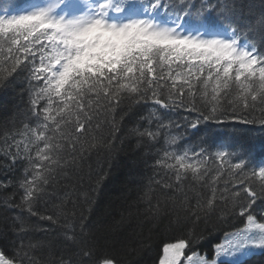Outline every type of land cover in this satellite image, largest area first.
<instances>
[{
	"label": "snow or ice",
	"instance_id": "6c2138e0",
	"mask_svg": "<svg viewBox=\"0 0 264 264\" xmlns=\"http://www.w3.org/2000/svg\"><path fill=\"white\" fill-rule=\"evenodd\" d=\"M245 11L250 22L234 27ZM20 72L27 73L28 113L36 124L5 133L0 190H12L5 206L57 225L61 251L54 252L52 240L10 241L0 229V247L11 243L18 250L11 258L0 250V264H41L32 254L37 248L48 250L45 264H92L96 238L83 213L66 211L72 193L58 195L60 181L72 180V192L85 178L91 181V155L116 151L117 117L122 120L124 109L136 104L196 113L185 127L216 121L264 130V0H44L22 14L0 17V87ZM102 115L109 118L107 134L100 131ZM149 118L157 121L154 129L134 126L127 132L138 144L165 137L154 163L161 178L150 180L142 199L151 205L155 184L184 221L207 223L216 216L223 222L237 210L247 220L242 230L226 233L211 256L196 250L199 237L189 232L163 245L158 264H222V257L244 264L243 258L264 251V222H257L264 221V207H255L257 201L264 205V163L253 166L243 145L177 150L182 135L166 131L176 125L154 113ZM95 176L98 188L106 172ZM83 202H92L86 192ZM41 207L51 214L41 215ZM150 215L159 217V204ZM13 219L12 231L26 223ZM33 229L46 231L22 230ZM95 264L121 261L106 253Z\"/></svg>",
	"mask_w": 264,
	"mask_h": 264
},
{
	"label": "trees",
	"instance_id": "16d2710c",
	"mask_svg": "<svg viewBox=\"0 0 264 264\" xmlns=\"http://www.w3.org/2000/svg\"><path fill=\"white\" fill-rule=\"evenodd\" d=\"M35 0H0V17L7 13L17 11ZM202 0H193V3H200ZM244 4L252 2L259 3V0H241ZM251 14L247 11L237 17L238 23L234 27L244 28L250 22ZM6 18V17H5ZM246 32L247 29H244ZM250 35V34H249ZM241 42H245L244 39ZM29 83L26 72L13 74L7 83L0 87V161L4 160L3 152L7 148L4 143L6 132L21 130L24 124L35 127L36 117L28 113L29 107ZM120 109L117 112L120 113ZM120 120L116 151L110 156L101 152L99 155L92 154L89 163L93 169L91 181L87 178L76 185L77 191L72 192V180H61L58 188V195L63 196L67 191L70 194L66 197V211L75 212L77 216L83 213L87 217V224L90 231L96 238V250L92 257V264L98 260L101 254L115 255L121 264H158L162 256V248L166 243L178 242L181 238H187L185 233L194 232L197 240V251L209 256L217 243H220L228 232L242 228L246 224V216H227L223 222L216 216L205 223L204 221L193 224L191 221H184V213L177 211L176 207L168 203L160 193L155 184L152 185L154 197L151 205L146 199H142L143 193L152 179L159 180L161 170L154 167L157 159V151L164 146L165 137L161 135L157 142L141 139L139 144L136 137L128 136L130 128L138 126L152 128L156 126V119L149 118V113L161 117L164 123L173 122L176 127L166 131L172 135H182L178 142L181 148L198 149L200 146L212 149L221 144L243 145L250 154L251 164L256 166L264 163V130L254 124H239L235 122L219 123L216 121H202L196 128L185 127L187 121H194L196 113H189L187 110H165L158 105L147 102L136 104ZM259 116V111L256 113ZM105 116H101L100 131L107 134ZM151 121V123H150ZM97 135V133H93ZM20 139V137H17ZM122 141V142H121ZM162 154V153H161ZM103 170L106 176L99 187L95 186V172ZM22 169L17 168L19 175ZM11 176V173H9ZM0 179H4L0 175ZM68 185L69 187H66ZM92 189H95L94 191ZM13 197L16 204L20 203L19 190ZM8 193L0 190V229L7 230L10 241L25 244L44 242L52 240L54 252L59 253L58 233L60 229L50 221H42L38 216H31L27 211H22L11 205L5 206L4 197ZM88 194L91 203H84V193ZM170 195V194H169ZM72 201H76L73 207ZM59 203V201H56ZM194 203V201H193ZM159 204L160 215L153 219L150 215L152 206ZM257 208L264 207L257 201ZM41 215H50L43 207L39 209ZM20 216L26 221L21 229L11 230V225L17 223L14 217ZM259 220V219H258ZM260 221V220H259ZM264 222V221H260ZM36 230L23 231L22 229L33 228ZM6 255L11 258L17 249L11 243L0 247ZM41 264H45L49 257L47 249L37 248L32 253ZM187 249L185 255H187ZM55 258V256H53ZM244 264H264V251H257L243 259Z\"/></svg>",
	"mask_w": 264,
	"mask_h": 264
},
{
	"label": "rangeland",
	"instance_id": "374dc122",
	"mask_svg": "<svg viewBox=\"0 0 264 264\" xmlns=\"http://www.w3.org/2000/svg\"><path fill=\"white\" fill-rule=\"evenodd\" d=\"M44 2V0H42V1H38V2H34V3H32V4H30V5H28L26 8H24V9H22V10H20V11H18V12H15V13H13V14H10V16L12 17V16H14V15H18V14H22V13H24V12H27V11H29V10H31V8L32 7H34V4H41V3H43ZM225 34H227V33H225ZM257 222L259 223L260 221L259 220H257ZM246 224H247V221H246ZM245 224V225H246ZM245 225L242 227V228H240L241 230L245 227ZM233 232V231H232ZM234 239V242H235V238H233ZM224 241V238L222 239V241L220 242V243H222ZM257 251H260V250H256L255 252H257ZM162 257V256H161ZM246 258V257H245ZM222 259V264H230V262H231V257H222L221 258ZM244 259V258H243ZM181 264H184V261L182 260L181 261Z\"/></svg>",
	"mask_w": 264,
	"mask_h": 264
}]
</instances>
